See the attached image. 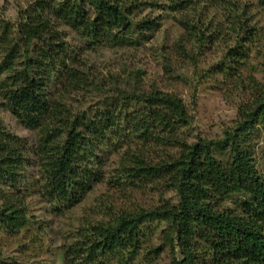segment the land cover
<instances>
[{
	"label": "trees",
	"instance_id": "1",
	"mask_svg": "<svg viewBox=\"0 0 264 264\" xmlns=\"http://www.w3.org/2000/svg\"><path fill=\"white\" fill-rule=\"evenodd\" d=\"M166 1L164 8L170 12L190 7L195 14L199 5V0ZM152 2L100 0L91 18L77 0H32L20 13L14 32L23 41L26 56L22 85L8 92L6 104L16 121L27 129H38V136L35 146L29 147L0 129V184L4 185V191L0 189V227L17 232L28 223L24 197L11 191L22 181L24 169H37L41 194L49 204L70 209L99 182L97 154L113 146L121 149V154L126 151L108 188L114 187L119 194L123 186L162 188L164 194L173 191L177 203L161 198L158 205L147 208L110 209V221L89 224L65 250V264H133L147 237L161 226L163 245L173 250L170 264H264V175L256 168L253 152L239 141L255 128L264 131V88L256 92L253 103L239 108L238 121L232 129L224 130L220 140L190 142L182 139L180 132L190 126L191 119L175 95L154 91L140 95L141 107L130 115L103 110L87 117L84 113L74 115L71 108L51 99L36 75L43 69L58 72L54 63L65 44L54 23L75 27L85 39L94 41L104 31L130 28L132 13L155 5ZM227 2L223 1L227 10L238 9ZM261 3L264 6V0ZM242 16L236 18L233 30L251 40L259 30L252 26L249 9L244 8ZM185 25H193L195 30L202 26L194 20H186ZM155 27L154 22L143 25L146 30ZM4 31L0 29V41L10 45L3 47L9 55L19 42L9 40ZM198 35L202 47L204 33ZM109 37L118 41L117 36ZM243 52L237 46L225 56L237 58ZM65 71L70 76L63 93L82 88L79 73ZM161 147L159 160L154 161L152 155ZM225 150L229 153L222 159Z\"/></svg>",
	"mask_w": 264,
	"mask_h": 264
},
{
	"label": "rangeland",
	"instance_id": "2",
	"mask_svg": "<svg viewBox=\"0 0 264 264\" xmlns=\"http://www.w3.org/2000/svg\"><path fill=\"white\" fill-rule=\"evenodd\" d=\"M77 1L87 15L95 17L100 0ZM223 1L199 0L194 14L190 7L170 12L164 8L168 1L153 0L155 5L132 13L130 28L104 31L94 41L85 39L79 29L56 22L55 31L65 44L63 54L54 63L58 72L43 69L36 75L41 79V85L47 87L51 99L71 108L74 115L84 113L87 117L103 110L115 114L120 110L123 116L130 115L141 107L138 97L142 94L158 91L175 95L182 100L191 119L190 126L180 132L181 138L190 142L199 138L220 140L224 130L232 129L238 121L239 108L253 103L258 96L256 92L264 88L262 0H227L231 5L234 3L237 10H227ZM31 2L0 0V29L2 32L5 29L9 40L19 42V47L7 55L3 47L10 45L0 41V129L29 147L35 146L38 129H27L18 123L6 101L8 92L22 85L26 56L22 50L24 43L17 39L14 28L19 23L20 13ZM244 8L249 9L252 26L259 30L251 40H246L243 32L233 30L237 25L236 18H244ZM186 20L200 21L202 26L195 30V26L185 25ZM145 22H154L157 27L146 30L143 28ZM201 31L204 43L199 47L198 33L201 35ZM109 36H117L118 41ZM237 46L244 51L243 56H225ZM220 68L223 72H219ZM65 70L79 73L82 88L63 93L66 77L70 76ZM239 141L253 152L256 168L264 175L263 129L255 128ZM100 151L97 154L101 165L99 182L70 209H55L42 196L40 177L34 166L22 171V181L11 191L24 197L28 223L17 232L0 227V264H65V250L89 224L110 221V209L118 212L122 209L132 211L137 206L147 208L158 205L161 198L177 203L175 193L164 194L162 188L139 190L123 186L124 193L120 191L121 194L115 192L114 187L108 188L119 158L126 150L121 154V149L112 146L110 150L103 148ZM162 151L161 147L152 155L154 161L159 160L157 156ZM228 153L225 150L221 158L226 159ZM0 189L4 191L3 184ZM225 205L234 207L231 202ZM163 230L164 226H161L147 237V243L133 264L171 263L173 250L171 246L163 245Z\"/></svg>",
	"mask_w": 264,
	"mask_h": 264
}]
</instances>
